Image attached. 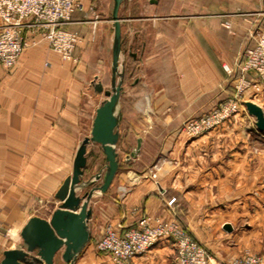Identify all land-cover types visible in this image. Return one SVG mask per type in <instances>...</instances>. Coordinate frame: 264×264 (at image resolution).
Listing matches in <instances>:
<instances>
[{"label":"crops","instance_id":"0c3cea01","mask_svg":"<svg viewBox=\"0 0 264 264\" xmlns=\"http://www.w3.org/2000/svg\"><path fill=\"white\" fill-rule=\"evenodd\" d=\"M113 3L106 0L101 16L85 5L65 25L81 37L76 59H64L28 30L30 43L16 65L0 64V259L6 248L21 243L32 206H43L36 214L48 217L59 204L55 192L73 170L80 141L90 134L99 103L92 109L85 99L99 94L92 86L96 76L105 82L92 69V59L105 64L111 55L112 67ZM260 10L264 0H127L121 6L123 60L127 54L153 90L147 107H136L134 115H151L152 130L142 136L133 166L120 169L106 192L93 195L92 240L76 264H116L96 249V240L107 223L132 226L144 215L181 219L207 246L208 264H230L246 250L264 255V155L250 153L264 131L255 117L246 108L238 114L250 124L246 129L256 135L254 141L248 136L236 142L237 116L197 137L179 135L186 118L234 90L235 77L224 64L239 74ZM139 82L135 77L133 83ZM246 98L264 106V84L257 97ZM123 124L122 118L121 137ZM104 163L100 145H89L86 174ZM252 190L262 201L250 202ZM239 217L245 226L239 227ZM138 263L178 264L173 241L160 240Z\"/></svg>","mask_w":264,"mask_h":264},{"label":"built area","instance_id":"2783aa9c","mask_svg":"<svg viewBox=\"0 0 264 264\" xmlns=\"http://www.w3.org/2000/svg\"><path fill=\"white\" fill-rule=\"evenodd\" d=\"M84 0H0V64L13 68L29 45L28 30L40 34L49 47L64 59L73 60L75 48L81 41L78 31L65 27ZM255 28L250 31L255 41L244 53V59L234 70L225 64L228 74L235 77L234 90L209 110L188 117L180 130L189 137L207 133L229 121L246 108L247 95L257 97L264 84V10L257 12ZM229 26V23H228ZM34 38L32 42H36ZM250 71L256 77L248 76ZM156 176V172L152 173ZM174 198L169 201L172 204ZM162 239L174 243L178 264H208V248L179 220H166L150 215L142 216L136 225L124 226L109 222L95 247L109 254L116 264H139L144 255ZM230 264H264V255L247 250Z\"/></svg>","mask_w":264,"mask_h":264},{"label":"water","instance_id":"95a60500","mask_svg":"<svg viewBox=\"0 0 264 264\" xmlns=\"http://www.w3.org/2000/svg\"><path fill=\"white\" fill-rule=\"evenodd\" d=\"M127 0H114L112 19L111 85L106 87L98 76L92 80L95 92L105 98L96 108L90 134L79 143L73 162V170L55 192L59 204L48 217L31 215L20 230L22 241L6 248L0 264H76L80 254L92 240L90 220L93 215L91 200L96 192H106L120 170L121 161L136 158L141 150L143 137L129 153L121 157L118 145L121 138L123 113L121 97L124 92L125 68L123 62V32L120 8ZM249 114L255 117V125L264 131V109L253 101L244 102ZM97 143L105 154L104 166L86 174L89 145ZM231 229L229 223L225 224Z\"/></svg>","mask_w":264,"mask_h":264},{"label":"rangeland","instance_id":"374dc122","mask_svg":"<svg viewBox=\"0 0 264 264\" xmlns=\"http://www.w3.org/2000/svg\"><path fill=\"white\" fill-rule=\"evenodd\" d=\"M84 3H85L87 8H89L91 11H94L91 13V14H93V16H94V14L101 16L99 12L103 8L102 6L106 4V0H84ZM133 9L137 10L135 7ZM253 39L255 41V38H253ZM254 41L252 42V44L254 43ZM96 52H98V49H96ZM105 57H106L105 64H103L102 58H100L99 60L98 59H96V60L92 59V61H93L92 69L96 73H99L100 76L104 79L105 86L110 87L111 81L109 78V72L111 70V66H110L111 65V55L105 56ZM123 62H124V68L126 71V76H125V81H124V92L122 94V99H121V109L123 111V123L124 124H123V129H122V137L120 138L119 145H118L119 151H120V154L122 157H124L127 153H129L131 148L136 145V141H137L138 136L144 135L146 137L147 136L149 137V135H150V130H152V126H150L151 121L148 119H151V115H149V114L144 115L143 114L142 116H138V115H134V114L136 111V107H140V108L141 107H143V108L147 107V104H149L148 102H150V99H152V93H153L152 92L153 90L151 89L152 87L151 88L149 87L150 84H146V82H144V75H143L144 73H142L140 70H138L136 68V66L129 59L127 54L124 55ZM105 71L107 73H105ZM137 76H140V82L134 84L133 80ZM145 86H147L148 88H146ZM92 92H93V88H92ZM104 98H105L104 93H99V94H92L91 93L90 101H87L85 99V107H87L88 106L87 104H89L90 107L93 109V107H95V105L98 103L100 104V102ZM148 98H150V99H148ZM260 105L264 109V106L262 104H260ZM236 116L238 117L239 124L241 126L238 129H236V131L234 132V138H235L236 142H242V140H244L246 137L248 138V136L250 138V141H254L256 135H254L252 132H250L246 129V126H250V124L247 123L246 119H240L241 115L238 116V114H237ZM235 117H232L231 119H233ZM133 123H139L140 128H133L134 127ZM182 133L183 132L181 130H179V135H181ZM182 136L189 137L185 133H183ZM189 138H193V137H189ZM261 140H262V142L257 143L256 145H253V142H252V145L250 148L251 154H255V155L263 154L264 155V137L261 136ZM132 166H133V163H130L129 165H123L121 170L122 169L123 170L128 169L129 167H132ZM262 181H264V179ZM252 193H253V195L250 197L251 203H258V202L262 201L260 199L261 197H259L257 190H252ZM42 199H43V201L45 200L44 198H42ZM32 207H33L32 210L28 211V213H30V214L40 213V212H42V209L44 208L43 206H39V205H35ZM40 207H43V208L41 209ZM254 213H255L254 207H252L250 214H252V216H253ZM242 219H243L242 217L238 218L237 222L239 224V227L245 226L244 224L242 225ZM251 220H253V219H251ZM251 222L253 223L254 221H251ZM5 229H6V232L11 230V228H8V227ZM209 257H210V252H209ZM235 257H237V256H235ZM235 257L231 258V260L234 259ZM209 260H210V258H209ZM231 260H230V262H231Z\"/></svg>","mask_w":264,"mask_h":264},{"label":"trees","instance_id":"16d2710c","mask_svg":"<svg viewBox=\"0 0 264 264\" xmlns=\"http://www.w3.org/2000/svg\"><path fill=\"white\" fill-rule=\"evenodd\" d=\"M125 76H126V71H125ZM120 152V151H119ZM121 155V154H120ZM122 157V156H121ZM130 163H132V160L130 161H121V165H120V169L123 167V165H129ZM180 221L183 223V221L180 219Z\"/></svg>","mask_w":264,"mask_h":264},{"label":"bare ground","instance_id":"6f19581e","mask_svg":"<svg viewBox=\"0 0 264 264\" xmlns=\"http://www.w3.org/2000/svg\"><path fill=\"white\" fill-rule=\"evenodd\" d=\"M11 232V231H10ZM13 232V231H12ZM20 235V234H19Z\"/></svg>","mask_w":264,"mask_h":264}]
</instances>
